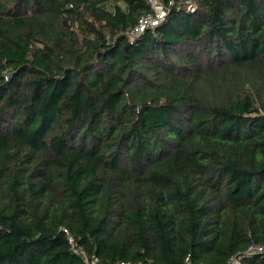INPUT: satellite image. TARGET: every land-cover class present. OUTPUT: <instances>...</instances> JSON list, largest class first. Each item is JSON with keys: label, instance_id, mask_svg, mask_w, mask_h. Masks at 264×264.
Here are the masks:
<instances>
[{"label": "trees", "instance_id": "obj_1", "mask_svg": "<svg viewBox=\"0 0 264 264\" xmlns=\"http://www.w3.org/2000/svg\"><path fill=\"white\" fill-rule=\"evenodd\" d=\"M161 1L0 0V264L264 242V0Z\"/></svg>", "mask_w": 264, "mask_h": 264}, {"label": "built area", "instance_id": "obj_2", "mask_svg": "<svg viewBox=\"0 0 264 264\" xmlns=\"http://www.w3.org/2000/svg\"><path fill=\"white\" fill-rule=\"evenodd\" d=\"M151 11L142 15L138 24L130 31L131 34H137L144 31L146 28L150 26H154L159 24V22L166 16V8L161 0H148ZM8 76V75H7ZM6 76V78H8ZM64 231L68 234L69 241L75 247V250L78 253H83L82 250L77 246L73 236L69 233L67 229ZM256 255H261L264 257V242H253L251 243L248 248L243 251H239L233 255H231L225 264H244L245 260ZM92 264H98L99 259L94 256L91 260ZM113 264H156L153 261H131V260H121ZM185 264H196L193 263L189 258H187ZM204 264V263H199Z\"/></svg>", "mask_w": 264, "mask_h": 264}]
</instances>
